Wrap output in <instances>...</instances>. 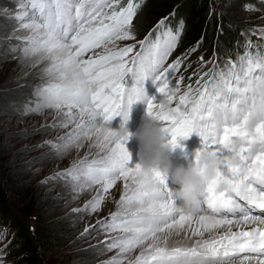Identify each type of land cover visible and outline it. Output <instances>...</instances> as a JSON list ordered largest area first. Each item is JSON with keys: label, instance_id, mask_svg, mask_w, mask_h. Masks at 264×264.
Returning <instances> with one entry per match:
<instances>
[{"label": "snow or ice", "instance_id": "6c2138e0", "mask_svg": "<svg viewBox=\"0 0 264 264\" xmlns=\"http://www.w3.org/2000/svg\"><path fill=\"white\" fill-rule=\"evenodd\" d=\"M145 2L129 0L123 6L121 0H21L23 16L18 19L29 16L27 10L31 8L30 22L22 25L31 32L26 38L25 56H38L39 62L50 60L46 73L55 72L62 81L43 88L41 102L35 107L25 106L23 114L55 108L68 117L60 127H67L77 113L80 115L76 128L60 138L62 145L44 143L57 150H66L81 137L98 143L103 152L99 160L74 163L57 175L81 184L80 193L92 185L99 186L97 195L84 209L74 210L77 212L97 211L111 195L110 189L123 182L118 207L124 211L110 214L108 228L125 235L114 239L109 247L119 249L118 257L141 247L129 264H235L239 253L252 254L244 255L241 264H264V56L254 57L249 51L239 58V66L231 62L227 73L213 72L201 84L203 76L209 75L204 73L195 89L189 85L180 94L183 77L175 84L171 81L182 59L167 67L164 64L177 46L183 20L175 32L169 29L163 39L158 34L151 43L150 31L137 42L139 51H134L137 43L116 46L118 41L136 39L133 21ZM248 10L255 9L249 5ZM166 20L161 19L156 28L163 27ZM260 33L264 36V29ZM200 60L203 64L211 62L203 61V56ZM129 75L133 83L125 87L123 82ZM145 80H151L160 99H166L168 111H162L160 99L154 102L155 97L146 92L143 96L147 115L159 121L173 150L181 147L180 139L195 132L202 147L189 166L199 167L201 154H212L220 161L206 181L195 213L185 212L182 204L176 203L165 174L156 170L142 173L139 163L130 166L127 141L114 138L108 127L113 117L126 118L135 94L145 89ZM253 210L261 214L255 215ZM247 226L250 230H233ZM185 228L193 237L224 231L216 233L218 238L198 239L192 247L168 248L167 239L173 230ZM165 230L167 234L161 236ZM4 234L0 233V239ZM3 252L0 249V264ZM118 257L107 264H123Z\"/></svg>", "mask_w": 264, "mask_h": 264}, {"label": "rangeland", "instance_id": "374dc122", "mask_svg": "<svg viewBox=\"0 0 264 264\" xmlns=\"http://www.w3.org/2000/svg\"><path fill=\"white\" fill-rule=\"evenodd\" d=\"M136 1L137 0H133V2ZM175 1L146 0L143 10L134 18L136 21L135 25L139 26L140 20L141 25L142 23L144 25L146 22L154 20L150 26L155 27L158 24V21L155 23V20L160 16L151 19V11H153L154 6L170 3L174 7L182 4L181 2L183 0ZM1 2L6 1L0 0V3ZM11 3H13V5L8 8L4 4H0V16L5 19V29H7L3 33H0V36L4 37L0 39V57L3 58L0 59V92L3 96L9 98L8 103L12 107L11 116H0V127L3 129L5 138L9 141L13 151L12 159H7V161L3 163L2 168H6L7 171H9V168H12L22 173L27 177L28 187L20 195L17 201H14L13 199V193L9 192H6V199L8 200L9 206L15 210L27 224L33 225L35 223L34 212L39 210L46 220L45 222L39 223V218L37 217L38 223L36 222V225L38 224L39 226L40 224H44L48 227L57 220H60L61 223L66 225L65 229L68 230H66L68 232L66 237H68V239L71 238L66 244L53 249L38 248L39 252L42 253L43 264H50V261L53 258H60L66 253H71L70 256L78 260L75 264H107V262L113 257H118L119 253L118 248L109 247L114 240L112 237L121 234H123L122 236L125 235L123 232H117L118 230L113 231L108 228V225L112 222L110 214L116 213L118 212V209H120L118 204L121 196L111 211L105 210L104 202L95 212H92L91 209L88 211H74L75 209H84L85 204L97 195L98 185H92L90 188H86L80 193L79 188L81 186L66 183L64 180H61L62 177L57 174L69 169L76 161L75 164L78 165L80 159L86 164L93 160H99L103 155V152L98 146V143H94L93 141H90L89 143L87 142L88 144H85L84 141L82 147L79 149L75 148L76 145H73L74 142L66 150L62 147L57 150L51 145L44 143L45 141H53L56 144L62 145L63 141H61L60 138L66 137L68 133L72 132V129H75L73 128V125L78 121L77 115L73 121L68 123L67 127H60L59 125L62 122L67 121L68 117L55 108H46L39 113L28 115L23 114L25 106L35 107L41 102L42 96L44 95L42 92L43 88L55 83H60V79L55 72H52L51 74L46 73L45 69L47 68V65L51 63L50 60L39 62V57L25 56L23 51L26 41L23 40V36H30L31 32L28 29H25L22 25L30 21H26L24 18L18 19V17L22 16L20 10H18L19 0H11ZM122 5L125 6L127 3L124 2ZM210 6L214 8L215 15L217 13L223 15L224 10L231 6L234 9H237L236 4L233 5V3L230 2L219 7L218 3L214 0L211 1ZM29 10H31V8H29ZM207 13L208 14H204L206 16V22L210 20V25L207 26L205 32H207L210 27H216L213 20L209 17L211 13L208 11ZM231 20L232 22L234 21L233 19H230V21ZM247 20L249 19H241L243 22ZM145 26L147 25H144L143 27ZM177 26L178 22L174 17H171L166 21L163 27L154 29L155 34L152 32L150 39L153 38L152 36H154V38L151 42L156 39L158 34L162 36L161 39H163V33L169 29L175 32ZM188 34L189 32L184 36L180 35L177 46L171 52L164 64V67H167L169 64L176 61L177 58L182 59L179 69L173 72L171 81V83L175 84L177 80H181V77H183L180 84V94H183L189 85L192 86L194 84L197 86L198 66L202 67L205 65V68L202 69V76L207 71H210L211 75L213 72L219 73L221 70L227 73L228 69L231 67L232 58L235 55V52H233L231 47H228L226 54L222 53L220 48H216L213 55H210L209 52H207L203 57V61L211 62L203 64L200 60V57L202 56V44H199L198 50L189 52L190 49L197 48V41L196 43L191 42L188 38ZM202 34L203 38L200 41H205V38L207 40L208 37L206 36V33L203 32ZM124 45V41H118L116 44L117 47H123ZM204 77L205 76H203V79ZM29 79H34L30 88V95L24 96L23 98L22 95H25L27 91V81ZM144 88L148 92L156 90V86L153 85L151 80H145ZM12 95H18L20 99L19 104L15 107L13 106L12 101L15 102L17 99L13 100L16 96ZM156 95L160 96L157 92ZM56 111L59 112L58 114L60 116L56 114ZM131 112L133 119H137L140 115L139 108H133ZM53 124H56L57 126L53 127ZM116 129L118 130V128ZM187 140L190 141L195 149L202 147L201 138L195 132L191 133L186 139H180V142L178 141V143L183 146ZM39 144H43L44 146L37 147ZM90 145L92 146L90 147ZM72 146H74V148ZM69 149L71 150L69 151ZM49 177L55 178L48 180L45 184L41 183ZM167 184L169 185L168 180ZM60 211L63 212L57 214ZM120 211L121 209L119 212ZM189 231V229H186V232L189 233ZM186 232L185 234H187ZM160 235L163 236L162 234ZM190 235L193 237L192 234ZM180 238L182 237H174L173 239L178 240ZM8 240L9 236H3V238L0 239V246L7 243ZM15 241L19 242L20 240L15 239ZM167 243H169V238L167 239ZM69 246L78 247L77 249L84 248L86 249V252H92V256L86 259L87 262H81L82 255H86V252H82V250L68 249ZM171 248L174 247L171 246L170 249ZM23 251L22 248H19L17 253ZM140 251L141 247L138 246L132 252L123 254L118 258L123 260V264H128L129 261L135 260V257L140 254ZM8 252L9 249H6L5 253L7 257ZM23 255L25 256V254ZM243 255L244 253H239L234 260L236 261V259H239ZM20 259L21 256L18 260Z\"/></svg>", "mask_w": 264, "mask_h": 264}, {"label": "trees", "instance_id": "16d2710c", "mask_svg": "<svg viewBox=\"0 0 264 264\" xmlns=\"http://www.w3.org/2000/svg\"><path fill=\"white\" fill-rule=\"evenodd\" d=\"M5 1L6 2H1L0 4H4L7 8L13 5V3H11V0ZM211 1L212 0H183L181 2L182 4H179L175 7V10H177L178 13H181L190 19L192 23V29L188 34V38L191 40V42L196 43L197 41V43L200 42L202 44V53L209 50L210 46L214 45V43L216 42V47L218 49L220 48L222 53L226 54L228 47H233V45L236 44V41L239 40L237 33L242 25H258L264 27V0H214L218 3L219 7H221L223 4H227L228 2L233 3V5L236 4L237 9H234L232 6L230 8H226L223 15H220V13H217L215 15L214 8L210 6ZM245 4L251 5L255 10H245V8L243 7V5ZM172 7L173 6L170 3L155 5L153 11H151V19L165 15L170 11L169 9ZM208 9L209 11L210 9L212 10L209 17L211 18V20H213V23H215L216 27H210V29L205 32L207 26L210 25V20L206 22V16L204 14H208ZM243 18L249 20L243 22L241 21V19ZM230 19H233L234 21L232 22V20L230 21ZM153 21L146 22L144 25H147L148 27H143L144 25L143 23V26L141 25L140 20L139 26L141 27L138 26L139 31L142 32L144 30H148L150 28V24ZM4 22L5 19L0 16V33H3L5 30H7L5 29L6 25ZM203 32L206 33L208 39L206 40L205 38V41L201 42L200 40L203 38ZM1 38L4 37L0 36V39ZM196 49L198 50V47ZM0 59L3 58L0 57ZM33 80L34 79H29L27 81V91L25 95H22L23 98L24 96L30 95V88L32 86ZM12 96H16L13 100L17 99V101L15 102L12 101V104L15 107L19 104L20 99L18 95ZM8 99L9 98L3 96L0 92V116H11L12 114V107L9 105ZM12 155L13 151L10 143L8 140H6L3 129L0 127V211L3 216L8 219L14 220L20 227V241H17L11 246V252L22 248L24 251L18 253L22 255V259L20 261H24L25 264H43L41 256L42 253L39 252L38 248H58L59 246L66 244L71 238L68 239V237H66V235L68 234V230L65 229L66 225L64 223H61L60 220L53 222L48 227L44 224H40L39 226L37 224L35 225L34 229L30 231L28 226L22 221L20 217V219L13 217V210L9 206L8 200L6 199V192L13 193V199L14 201H17L20 195L27 189L28 180L27 177H25L22 173L18 172L15 169L9 168V171H7L6 168H2L3 163L6 162L7 159H12ZM62 212L63 211H60L57 214H60ZM34 214L36 216L35 220L37 223L38 218L39 223L45 222L46 218L41 215V212L39 210H36ZM77 248L78 247L69 246L68 249L82 250V252H86V249L84 248ZM23 254H25V256ZM70 254L71 253H66L60 258H53L50 263L75 264L78 260H76L74 257H71ZM91 256L92 252H86V255H82L81 262H87L86 259L90 258ZM16 262V264H18L19 260H16Z\"/></svg>", "mask_w": 264, "mask_h": 264}, {"label": "clouds", "instance_id": "9594fccd", "mask_svg": "<svg viewBox=\"0 0 264 264\" xmlns=\"http://www.w3.org/2000/svg\"><path fill=\"white\" fill-rule=\"evenodd\" d=\"M248 10L249 5H244ZM145 89L139 91L134 96V102L143 101ZM159 108L168 111L166 99L161 98ZM129 113L121 116V124L117 129H111L114 138L129 141L135 138L138 144L136 158L142 173L156 170L165 174L167 180L172 184L179 185L174 192V197L179 200L185 212L195 213L199 210L201 199L204 195L206 181L212 176L214 170L219 166L220 161L212 154H201L199 157V167L195 165L185 168L181 165L174 166L171 160L173 148L169 144L166 133L162 131L159 121L150 116H146L135 132H130L126 126ZM179 156H184L183 148Z\"/></svg>", "mask_w": 264, "mask_h": 264}, {"label": "bare ground", "instance_id": "6f19581e", "mask_svg": "<svg viewBox=\"0 0 264 264\" xmlns=\"http://www.w3.org/2000/svg\"><path fill=\"white\" fill-rule=\"evenodd\" d=\"M151 25V24H150ZM155 26V25H154ZM153 28V27H152ZM154 32V31H153ZM153 34H155V32L153 33ZM158 34V33H157ZM161 35H162V33H161ZM153 38H154V36H152ZM162 37V36H161ZM152 38V39H153ZM151 39V40H152ZM155 41V40H154ZM34 58V57H33ZM35 58H38V56H35ZM38 60V59H37ZM39 60H40V58H39ZM38 60V61H39ZM33 65H35V64H33ZM50 64H48L47 65V67L49 66ZM59 112H57L56 111V114L57 115H59L58 114ZM60 116V115H59ZM77 116H78V121L77 122H75L74 123V127L73 128H76V125L78 124V123H80V121H81V117H80V115L77 113ZM86 118V117H85ZM67 119V118H66ZM65 119V120H66ZM68 120V119H67ZM108 127H110V126H108ZM111 129H114V128H112V127H110ZM71 131H73V129L71 130ZM186 139V138H185ZM84 141H85V144L88 142H90V141H93L94 143H97L96 141H94V140H87V139H85V138H83V137H81L80 138V140L79 141H76L73 145H77V144H79V145H83L82 143H84ZM180 142V141H179ZM182 142V141H181ZM87 143V144H88ZM92 143V142H91ZM191 144V143H190ZM181 146V145H180ZM73 148H74V146H72ZM82 147V146H81ZM81 147H77V146H75V148L76 149H79V148H81ZM71 149H69V151H70ZM133 155H136V153H133ZM82 159H80V161H81ZM77 162V161H76ZM75 162V163H76ZM98 190H99V186H98V188H97V192H98ZM124 192V188H123V182L121 181V182H118L117 183V185L116 186H114V188L113 189H110V193H111V195L109 196V198L106 200V201H104V203H105V210L107 211H111V210H113V208L115 207V205H116V203H117V201H118V199H119V197L122 195V193ZM250 227L251 226H247V227H242V228H233V230L234 231H237V230H250ZM186 229L187 228H185V229H180V230H173V232H172V234L170 235V236H168V238H169V243H167V247H171V246H173V247H185V248H187V247H192L193 246V244L195 243V241L196 240H198V239H213V238H218V236H217V234L216 233H219V234H223V231H224V229H219V230H216V233H209V232H204V235H203V237H200V236H196V237H191V235L190 234H192L191 233V230L189 231V233L188 232H186ZM185 232L187 233V234H185ZM179 233H180V236H179ZM167 234V230H166V232L165 233H162V235L164 236V235H166ZM174 237H182V238H180V239H178V240H176V239H173ZM193 239H196V240H193ZM171 243H173V244H171ZM171 245V246H170ZM242 260H243V257H240L239 259H236V261H235V264H241V262H242ZM245 264H247V262H245Z\"/></svg>", "mask_w": 264, "mask_h": 264}]
</instances>
